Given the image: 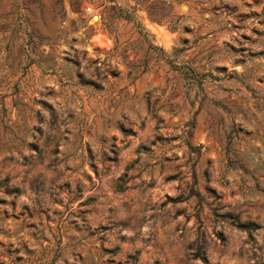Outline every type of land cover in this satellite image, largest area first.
<instances>
[{"label": "rangeland", "instance_id": "obj_1", "mask_svg": "<svg viewBox=\"0 0 264 264\" xmlns=\"http://www.w3.org/2000/svg\"><path fill=\"white\" fill-rule=\"evenodd\" d=\"M0 264H264V0H0Z\"/></svg>", "mask_w": 264, "mask_h": 264}]
</instances>
